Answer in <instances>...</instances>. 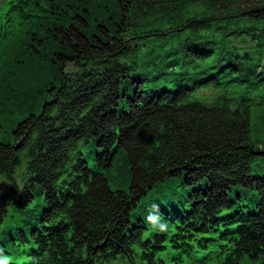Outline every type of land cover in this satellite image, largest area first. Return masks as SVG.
Here are the masks:
<instances>
[{
	"label": "trees",
	"instance_id": "trees-1",
	"mask_svg": "<svg viewBox=\"0 0 264 264\" xmlns=\"http://www.w3.org/2000/svg\"><path fill=\"white\" fill-rule=\"evenodd\" d=\"M22 5L21 32L0 46V222L8 204L24 227L31 217L62 216L53 264L108 260L139 237L143 226L131 211L157 182L180 177L196 209L209 213L234 203L235 187L256 191L258 210L227 264L243 257L264 264V175L249 173L254 158L264 157V144L251 136L252 115L264 112V0ZM191 5L203 13L190 14ZM203 90L212 91L209 100ZM121 97L127 109L118 112ZM91 142L105 155L112 147L123 154L127 190L111 188L105 171L88 169L79 146ZM22 159L18 194L13 174ZM70 168L74 186L66 192ZM35 188L47 208L30 214Z\"/></svg>",
	"mask_w": 264,
	"mask_h": 264
},
{
	"label": "rangeland",
	"instance_id": "rangeland-1",
	"mask_svg": "<svg viewBox=\"0 0 264 264\" xmlns=\"http://www.w3.org/2000/svg\"><path fill=\"white\" fill-rule=\"evenodd\" d=\"M190 14H202V9L198 6L191 5ZM178 75L174 74L171 76L172 79L175 80ZM134 92L133 88H129L127 93L128 95H132ZM202 96L208 98L212 94L211 90H203ZM121 95L123 94V89H120ZM257 108V107H254ZM127 109V98L121 97L118 101V112L121 110ZM259 110V109H258ZM34 113L38 112V108H34L32 110ZM256 112V109L253 110V113ZM20 118H16L19 120ZM5 126L4 123H2ZM8 129V127L6 126ZM3 134V133H1ZM251 136L254 140H259L264 144V112H260V117H256L252 115L251 119ZM4 141L9 140L8 134H4L1 138ZM79 150L81 151L83 157L87 160L88 165L96 170L102 169L108 175L109 185L111 188H120L123 190L127 189L128 183V172L126 166L124 164L123 154L120 151L115 152L114 162L115 165L110 170L106 169V166L97 159V155L101 153L102 149L96 147L93 142L79 146ZM24 162L21 161L20 165L15 171V180L18 183V187L21 186V179L24 171ZM249 173L252 175H264V157L257 156L250 164ZM233 191L238 193L242 199V202L246 204L244 210L255 211L256 204L258 201L257 193L255 190L246 189L241 187H235ZM189 192V187L184 185L181 182L180 177L174 178H165L162 182L156 184L151 191L143 198V202L145 204L152 203L154 206H158L160 200H169L170 198H175L178 202L182 203L184 201L185 196ZM34 206L33 210L30 214L39 213L44 206V200L41 193L35 192L34 198L29 203V207ZM12 207V206H11ZM157 208V207H156ZM134 214H143V210L141 208H137L134 210ZM21 217L18 214H15L11 217L7 222H3L4 227H7V233H12L13 228L21 223ZM249 260L246 258H242L240 260V264H249Z\"/></svg>",
	"mask_w": 264,
	"mask_h": 264
},
{
	"label": "clouds",
	"instance_id": "clouds-1",
	"mask_svg": "<svg viewBox=\"0 0 264 264\" xmlns=\"http://www.w3.org/2000/svg\"><path fill=\"white\" fill-rule=\"evenodd\" d=\"M154 208L158 206H153ZM148 222L152 224L153 227L159 228L160 230H165L166 224L160 221V218L152 213L147 217ZM0 264H5L4 261H0Z\"/></svg>",
	"mask_w": 264,
	"mask_h": 264
},
{
	"label": "bare ground",
	"instance_id": "bare-ground-1",
	"mask_svg": "<svg viewBox=\"0 0 264 264\" xmlns=\"http://www.w3.org/2000/svg\"><path fill=\"white\" fill-rule=\"evenodd\" d=\"M1 217H2V218H4V217H5V215L1 214ZM108 250H109V251H111L112 249H109V248H108Z\"/></svg>",
	"mask_w": 264,
	"mask_h": 264
}]
</instances>
